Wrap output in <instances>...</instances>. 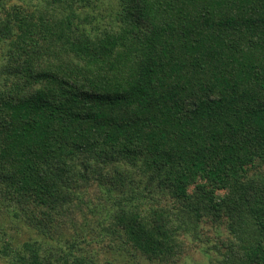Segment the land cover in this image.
I'll list each match as a JSON object with an SVG mask.
<instances>
[{
	"label": "trees",
	"instance_id": "obj_1",
	"mask_svg": "<svg viewBox=\"0 0 264 264\" xmlns=\"http://www.w3.org/2000/svg\"><path fill=\"white\" fill-rule=\"evenodd\" d=\"M0 264H264V0H0Z\"/></svg>",
	"mask_w": 264,
	"mask_h": 264
},
{
	"label": "rangeland",
	"instance_id": "obj_2",
	"mask_svg": "<svg viewBox=\"0 0 264 264\" xmlns=\"http://www.w3.org/2000/svg\"><path fill=\"white\" fill-rule=\"evenodd\" d=\"M192 255L196 258V259H199V260H203L205 259L202 254L198 253V252H192Z\"/></svg>",
	"mask_w": 264,
	"mask_h": 264
}]
</instances>
